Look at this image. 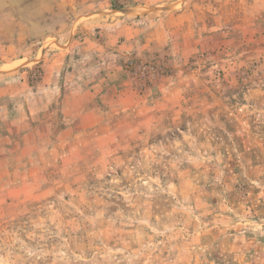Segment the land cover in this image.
Returning <instances> with one entry per match:
<instances>
[{
	"label": "rangeland",
	"instance_id": "obj_1",
	"mask_svg": "<svg viewBox=\"0 0 264 264\" xmlns=\"http://www.w3.org/2000/svg\"><path fill=\"white\" fill-rule=\"evenodd\" d=\"M0 264H264V0H0Z\"/></svg>",
	"mask_w": 264,
	"mask_h": 264
},
{
	"label": "crops",
	"instance_id": "obj_2",
	"mask_svg": "<svg viewBox=\"0 0 264 264\" xmlns=\"http://www.w3.org/2000/svg\"><path fill=\"white\" fill-rule=\"evenodd\" d=\"M139 7H143V6H140V5H132V6H129V7H127L126 9H128V10H136V9H138Z\"/></svg>",
	"mask_w": 264,
	"mask_h": 264
}]
</instances>
